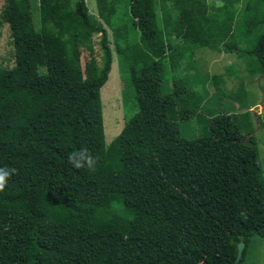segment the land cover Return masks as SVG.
<instances>
[{"label":"trees","instance_id":"1","mask_svg":"<svg viewBox=\"0 0 264 264\" xmlns=\"http://www.w3.org/2000/svg\"><path fill=\"white\" fill-rule=\"evenodd\" d=\"M96 1L121 57L123 96L137 106L110 144L100 97L112 69L107 30L83 0H39V29L30 0H6L14 65L0 67V167L16 172L0 193V264H232L243 241L242 264L252 238H264L255 138L219 114L207 135L184 139L203 99L178 82L164 94L163 77L198 48L235 53L264 75V33L239 44L264 25V0ZM99 34L102 62L83 66L93 47L84 40ZM213 79L219 91L222 77ZM81 148L95 171L69 165Z\"/></svg>","mask_w":264,"mask_h":264},{"label":"rangeland","instance_id":"2","mask_svg":"<svg viewBox=\"0 0 264 264\" xmlns=\"http://www.w3.org/2000/svg\"><path fill=\"white\" fill-rule=\"evenodd\" d=\"M78 1L72 0L73 7ZM83 1L89 14L107 30L112 50V69L107 83L100 92L105 142L110 144L120 134L126 120L137 112V106L133 93L126 95V98L123 96L122 61L116 49L113 29L99 15L96 0ZM241 2L238 4L232 2L233 10L240 9ZM30 3L34 26L39 29L41 27L39 0H30ZM221 3L220 0H208L210 6L222 5ZM5 4L6 0H0V67H11L14 65L12 55L14 47L11 44L9 26L1 20ZM262 8L259 4L258 9ZM263 33L264 25L253 28L251 34L254 40L248 44L244 40L239 41L240 47L243 49L253 47L258 36ZM132 41L138 42L139 34L133 32ZM84 43L93 47L83 48L81 56L83 66L93 60L101 64V35L88 36ZM213 76L222 77L219 91L216 89ZM175 82L186 86L194 98L203 99V104L196 115L182 124V137L188 140L202 138L209 133L205 125L212 116L232 114L238 120L244 136H254L264 178V75L250 73L247 63L235 53H219L207 48H198L192 54L190 52L177 73L166 67L163 93H171ZM247 111H250L247 116H241ZM242 264H264V238H252Z\"/></svg>","mask_w":264,"mask_h":264},{"label":"clouds","instance_id":"3","mask_svg":"<svg viewBox=\"0 0 264 264\" xmlns=\"http://www.w3.org/2000/svg\"><path fill=\"white\" fill-rule=\"evenodd\" d=\"M68 163L75 169L87 168L89 171H95L98 160L87 149L81 148L68 154ZM15 172V169L0 167V193L5 191Z\"/></svg>","mask_w":264,"mask_h":264},{"label":"water","instance_id":"4","mask_svg":"<svg viewBox=\"0 0 264 264\" xmlns=\"http://www.w3.org/2000/svg\"><path fill=\"white\" fill-rule=\"evenodd\" d=\"M245 247H246V244L243 241H241L237 245V257L232 264H239V262L241 261V259L243 257V252L245 250Z\"/></svg>","mask_w":264,"mask_h":264}]
</instances>
